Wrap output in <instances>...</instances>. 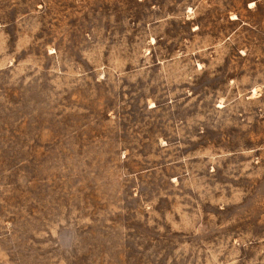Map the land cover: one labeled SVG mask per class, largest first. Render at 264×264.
I'll return each instance as SVG.
<instances>
[{"label":"rangeland","instance_id":"1","mask_svg":"<svg viewBox=\"0 0 264 264\" xmlns=\"http://www.w3.org/2000/svg\"><path fill=\"white\" fill-rule=\"evenodd\" d=\"M0 264H264V0H0Z\"/></svg>","mask_w":264,"mask_h":264}]
</instances>
